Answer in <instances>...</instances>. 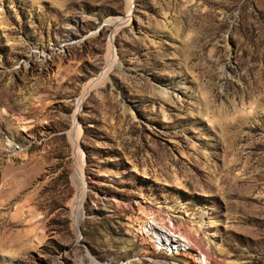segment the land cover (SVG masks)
Wrapping results in <instances>:
<instances>
[{
    "label": "rangeland",
    "instance_id": "374dc122",
    "mask_svg": "<svg viewBox=\"0 0 264 264\" xmlns=\"http://www.w3.org/2000/svg\"><path fill=\"white\" fill-rule=\"evenodd\" d=\"M0 264H264V0H0Z\"/></svg>",
    "mask_w": 264,
    "mask_h": 264
},
{
    "label": "bare ground",
    "instance_id": "6f19581e",
    "mask_svg": "<svg viewBox=\"0 0 264 264\" xmlns=\"http://www.w3.org/2000/svg\"><path fill=\"white\" fill-rule=\"evenodd\" d=\"M109 58H110L109 60L111 62V60L114 59V54L111 53L109 55ZM106 75H107V73H106ZM96 85H97V83H90L85 88L83 96L80 100L81 102L83 100H85V98L95 88ZM74 136H75L74 137L75 141L78 143L79 134H76V135L74 134ZM83 153H82V151L80 152L79 149H77V159L75 161L74 170H73V180H74V184L78 190V194L76 195V197L73 201V213H74V217H75L76 222L78 221L79 213H80V210L82 208V203L85 199V192H86V182H85V176H84L85 157H84Z\"/></svg>",
    "mask_w": 264,
    "mask_h": 264
}]
</instances>
